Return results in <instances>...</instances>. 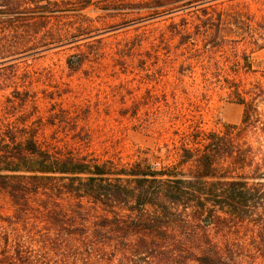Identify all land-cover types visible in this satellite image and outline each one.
Returning a JSON list of instances; mask_svg holds the SVG:
<instances>
[{"label": "rangeland", "instance_id": "374dc122", "mask_svg": "<svg viewBox=\"0 0 264 264\" xmlns=\"http://www.w3.org/2000/svg\"><path fill=\"white\" fill-rule=\"evenodd\" d=\"M63 1L34 30L38 9L0 0L1 134L117 173L174 165L186 134L240 125V99L264 125V0ZM250 140L264 159V134ZM13 213L0 189V217ZM259 227L212 233L248 253L264 249Z\"/></svg>", "mask_w": 264, "mask_h": 264}, {"label": "trees", "instance_id": "16d2710c", "mask_svg": "<svg viewBox=\"0 0 264 264\" xmlns=\"http://www.w3.org/2000/svg\"><path fill=\"white\" fill-rule=\"evenodd\" d=\"M13 1L43 14L25 19L34 30L65 4ZM240 100V125L186 134L178 162L159 169L140 162L116 173L34 136L0 133V189L14 205L0 217V264H256L264 249L244 253L212 233L264 228V159L250 140L264 125L250 111L254 98Z\"/></svg>", "mask_w": 264, "mask_h": 264}]
</instances>
